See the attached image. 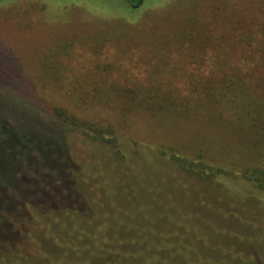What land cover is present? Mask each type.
<instances>
[{"label": "rangeland", "instance_id": "1", "mask_svg": "<svg viewBox=\"0 0 264 264\" xmlns=\"http://www.w3.org/2000/svg\"><path fill=\"white\" fill-rule=\"evenodd\" d=\"M134 1L0 0V74H11L2 79L10 92L0 80L1 105L11 115H23L19 116L22 121L26 116L24 119H33L40 127L60 134L78 184L84 186L83 174L89 166L98 169L101 163L112 175L116 166H134L138 171L158 169L169 176L167 180L175 178L170 181L172 186L182 183L187 187L196 201L202 195V201L210 200L216 209L228 211L238 228L235 233L248 248L253 247L257 264H264V241L257 247L255 234L259 229L264 231V191L244 176L251 156L248 145L259 135L249 128L238 130L231 120L224 121L234 113L224 101L206 104L202 87L214 85L217 97L226 93L218 85L226 73L224 66L216 65L211 71V65L201 64L210 58L211 45L200 48L189 40L174 39L194 14L202 22H213L214 34L225 35L232 42L230 46L238 50L244 45L235 42L236 35L264 37V0H143L132 9ZM130 15H138L133 18L140 24L135 39H129L127 31L113 28ZM214 21H224L227 26ZM50 72H56L57 78ZM216 72L221 76L216 78ZM119 85L141 89L139 98L157 90L162 98L183 99L182 113L170 99L172 111L164 113L124 109L117 98L121 95ZM187 85H192V90ZM78 86L106 91L101 92L108 100V111L104 112L112 113L117 121L111 136L116 138L115 146L75 130L66 131L65 124L50 123L39 107L42 100L51 102L54 98L79 110V103L70 95ZM191 100L196 101L194 108ZM190 107L198 114L194 120L184 115ZM173 153L187 160L189 170L171 159ZM126 164L131 165L122 166ZM32 227L26 230L30 232ZM24 250L35 261L44 262L31 249Z\"/></svg>", "mask_w": 264, "mask_h": 264}, {"label": "trees", "instance_id": "2", "mask_svg": "<svg viewBox=\"0 0 264 264\" xmlns=\"http://www.w3.org/2000/svg\"><path fill=\"white\" fill-rule=\"evenodd\" d=\"M142 3L134 1L131 7L136 9ZM129 17L113 28L127 31L129 39H135L140 24L133 17L138 15ZM214 23L227 26L224 21ZM184 24L175 41L189 40L200 48L210 44V58L201 64L211 65V71L216 65L225 68L224 79L218 82L226 90L224 97L216 96L214 85L202 87L206 104L224 101L227 108H234L224 121L231 120L238 130L249 128L259 135L248 145L252 151L248 149L251 156L246 160L244 176L264 191V37L238 34L235 42L244 47L237 50L225 35L214 34L213 22H202L193 14ZM10 75L0 74V80ZM216 76L221 74L216 72ZM1 82L10 92V86ZM187 86L192 90V85ZM123 87L127 86L119 85L121 95L117 98L124 109L164 113L172 111L170 99L182 113L183 99L162 98L157 90L139 98L141 89ZM23 89L20 85V93ZM101 92L94 87H73L70 95L79 103V110L54 98L51 102L42 100L39 107L50 123L65 124L66 131L75 130L115 146L116 138L111 136L117 121L112 113L104 112L108 111V100ZM1 103L0 264H257L253 247L248 248L235 233L238 228L228 211L216 209L210 200L202 201L201 194L196 201L187 187L182 183L172 186L170 181L175 178L167 180L169 176L155 168L138 171L134 166H116L112 175L101 162L98 169L85 167L82 186L74 176L75 168L60 134L40 127L33 119H24L26 116L22 121L23 115H11ZM193 103L191 100L194 108ZM192 107L184 115L194 120L198 114L190 111ZM170 157L189 170L186 159L174 153ZM29 225L33 226L30 232L26 230ZM255 234L258 247L264 241V231L259 229ZM24 249H31L44 262L35 261Z\"/></svg>", "mask_w": 264, "mask_h": 264}]
</instances>
